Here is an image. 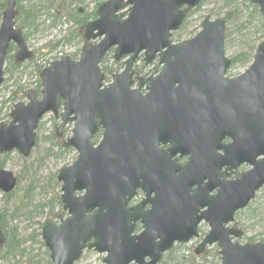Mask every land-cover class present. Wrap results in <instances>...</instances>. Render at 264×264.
Wrapping results in <instances>:
<instances>
[{
	"label": "water",
	"instance_id": "water-1",
	"mask_svg": "<svg viewBox=\"0 0 264 264\" xmlns=\"http://www.w3.org/2000/svg\"><path fill=\"white\" fill-rule=\"evenodd\" d=\"M249 1L262 17L263 41L234 79L225 78L231 61L224 53V19H205L194 37L170 40L183 9L201 0H127L125 17L122 3L109 0L85 26L79 59L65 56L43 68L40 98L31 92L26 103L13 106L10 122L0 123V155L17 151L23 158L44 115L60 119L57 133L73 125L64 146L77 157L56 176L67 217L41 228L51 264H74L84 250L105 254L104 264H158L174 243L197 238L202 221L209 232L195 255L216 244L221 264H264V244L233 243L242 233L227 228L264 186V0ZM15 4L7 0L1 16L0 85L10 45L17 63L30 57L15 27ZM111 50L114 62L126 60L105 85L99 65ZM141 54L145 65L156 58L160 71L133 90L132 67ZM184 157L187 162L177 164ZM241 165L249 170L238 173ZM15 185L12 173L0 170V191L8 194ZM137 189L145 199L128 207ZM137 222L143 230L132 236ZM4 241L0 230V245Z\"/></svg>",
	"mask_w": 264,
	"mask_h": 264
},
{
	"label": "rangeland",
	"instance_id": "rangeland-1",
	"mask_svg": "<svg viewBox=\"0 0 264 264\" xmlns=\"http://www.w3.org/2000/svg\"><path fill=\"white\" fill-rule=\"evenodd\" d=\"M106 1L109 0H81L77 7L85 16L97 11L98 6ZM117 1L124 4L126 0ZM21 5L26 7L28 4L24 0ZM233 8L240 13L236 17L232 15L231 21L227 24L230 35L225 54L232 59L237 55L248 53L250 49L254 50L262 41V32L257 28L253 29L254 26H247L248 29L244 31L240 30V24L251 15L250 8L240 0L233 6H226L223 0H205L200 9L176 32L172 40L179 42L192 38L200 30V24L204 19L213 21L225 18L228 13H234ZM126 10L127 7L122 11L123 15ZM16 12L17 16L21 15L18 6ZM1 16L2 12H0V23ZM50 20L51 18H47L43 12L38 20L37 29L30 30V33H27V29L22 30L23 34H27L26 43L32 55L31 61L22 65L16 64L13 59L14 47L6 57L3 68L4 80L0 86V122L4 124L9 122V114L15 104L26 102V97L31 91H40L38 72L42 68L64 56L73 60L79 58L82 39L76 37L70 39L69 36L71 32L76 31L75 24L67 23L64 19L55 23H50ZM111 54L104 58L102 68H111L113 64ZM246 58L248 60V56ZM250 63L236 64L230 69L227 77L234 78L240 75ZM116 65L113 73L123 68L122 62ZM158 70L156 63L144 66L141 57L134 65L135 77H153ZM58 124L59 121L50 114L42 118L37 131L36 145L27 158L21 157L15 151L0 155V170L12 173L16 179V187L10 193L11 197L0 192V213L6 212L5 233L9 239L14 238L20 242L26 256L33 257L37 264H47L48 259L45 256L46 248L39 236L42 225L48 220L58 224V221L66 216L61 210L60 184L56 181V174L76 158L74 150L62 152L58 146H62V143L71 137V125L66 126L57 137L55 132ZM98 138L99 136L95 140ZM19 205L23 206L17 208ZM233 226L244 231L243 236L238 239L239 244H264V191L260 190L247 209L236 214ZM206 231L201 226L198 238L188 244L180 245L176 253L179 257L178 264H220L216 246L206 248L198 257L193 254ZM103 259L104 255L85 252L76 264H103Z\"/></svg>",
	"mask_w": 264,
	"mask_h": 264
},
{
	"label": "trees",
	"instance_id": "trees-1",
	"mask_svg": "<svg viewBox=\"0 0 264 264\" xmlns=\"http://www.w3.org/2000/svg\"><path fill=\"white\" fill-rule=\"evenodd\" d=\"M24 0H17L16 6H18V10L21 13L20 16H16V24L17 27L21 30L27 29V33H30V30L37 29L39 26V18L43 14L47 18H51L50 23H55V21H59L61 19H64L65 22L73 23L76 26V31L74 33H70V39L73 37L82 39V32L84 26L89 22V20H93L96 18V11L83 16L82 12L78 10V4L81 3V0H26L27 6L21 5V2ZM238 0H223L224 4L226 6H233L236 4ZM241 2L246 3L247 6L250 8L251 15L249 16V19H246L244 23H241L239 28L241 31H244L248 29L250 26L257 28L260 32H262V38H263V24L262 19L257 11V8L249 3L247 0H240ZM205 0H202L200 5L194 9L193 11H188L186 13V18L182 24V26L187 22V20L193 15L195 12H197L202 4H204ZM6 0H0V12H2L5 8ZM234 13H228L225 16L226 21V32H225V42L224 47H227L228 38H229V31L227 30V24L231 21L232 18H230L232 15L237 16L238 10L236 8H233ZM248 18V17H247ZM246 22V23H245ZM55 26V25H54ZM181 26V27H182ZM248 26V27H247ZM27 34L24 33V38L26 39ZM13 47L9 48L8 52H11V49ZM253 49H250L248 53H243L240 55H237L235 58H232V66H235L236 64H239L241 62L248 63L251 61ZM251 54V55H250ZM110 56V55H107ZM248 56V60L247 57ZM243 59V60H242ZM105 59H103L104 61ZM103 63V62H102ZM117 67L116 63H113L111 65V68H103V73L107 77L113 73V69ZM117 70V69H116ZM59 148L62 152H66L65 149L61 145ZM264 191V189L262 190ZM7 197H11L12 195L7 194L5 195ZM23 205H19L17 208L22 207ZM5 225H6V212L0 213V229L4 232V235L6 237V242L0 248V264H37L33 257H27L24 250L21 249L20 242H17L16 239H9L7 236V233H5ZM40 236V235H39ZM179 246L173 247L167 254H165L159 264H178V248ZM177 248V249H176ZM46 258L49 259L47 251H45ZM216 257L217 254H216ZM47 259V264H50V261ZM183 259V258H181Z\"/></svg>",
	"mask_w": 264,
	"mask_h": 264
},
{
	"label": "flooded vegetation",
	"instance_id": "flooded-vegetation-1",
	"mask_svg": "<svg viewBox=\"0 0 264 264\" xmlns=\"http://www.w3.org/2000/svg\"><path fill=\"white\" fill-rule=\"evenodd\" d=\"M147 78H150V77H146L145 79H147ZM132 79H133V82L134 83H138V82H140V80H142L140 77H135V74L133 75ZM140 94L141 95H145L146 94L145 86L140 90ZM96 137H98V136L96 135ZM96 137H95V139H96ZM97 141H98V139L95 140V143H97ZM223 142L224 143H228L229 140H224ZM167 148H168V146H160V149L161 150H165ZM175 158H178V157H175ZM186 160H187L186 157L181 158V159H178L177 160V164L183 165V164L186 163ZM245 170H246V167L245 166H242V167L239 168V172H242V171H245ZM222 171H223V168L221 169V172ZM141 193L142 192L139 189H137L135 196L128 202L127 205H138V204H140L143 201V199H144V196ZM212 194H215V192H212ZM60 204L62 205L61 201H60ZM146 208L147 207H145L144 209H146ZM201 226L204 227L207 230V227H206L205 224H200L198 231L200 230V227ZM136 230L140 231V225L139 224L136 225ZM206 233H207V231H206ZM206 233H205V235H206Z\"/></svg>",
	"mask_w": 264,
	"mask_h": 264
},
{
	"label": "bare ground",
	"instance_id": "bare-ground-1",
	"mask_svg": "<svg viewBox=\"0 0 264 264\" xmlns=\"http://www.w3.org/2000/svg\"><path fill=\"white\" fill-rule=\"evenodd\" d=\"M226 22V21H225ZM1 192V191H0Z\"/></svg>",
	"mask_w": 264,
	"mask_h": 264
}]
</instances>
